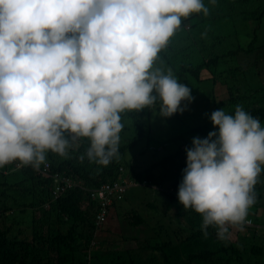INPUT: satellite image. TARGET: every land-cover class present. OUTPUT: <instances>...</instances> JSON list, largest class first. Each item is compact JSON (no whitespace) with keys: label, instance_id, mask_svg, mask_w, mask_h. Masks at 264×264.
<instances>
[{"label":"clouds","instance_id":"1","mask_svg":"<svg viewBox=\"0 0 264 264\" xmlns=\"http://www.w3.org/2000/svg\"><path fill=\"white\" fill-rule=\"evenodd\" d=\"M194 13L209 14L205 0H0V167L15 162L45 173L47 152L66 156L79 138L89 140L88 159L107 166L118 153L125 110L185 111L191 89L156 61ZM208 118L216 130L186 147L176 199L227 239L230 226L253 224L247 216L264 171V125L239 105ZM117 167L116 180L93 186L56 175L53 194L78 186L97 203L93 219L101 228L137 184L126 166Z\"/></svg>","mask_w":264,"mask_h":264},{"label":"trees","instance_id":"2","mask_svg":"<svg viewBox=\"0 0 264 264\" xmlns=\"http://www.w3.org/2000/svg\"><path fill=\"white\" fill-rule=\"evenodd\" d=\"M205 4L209 8V14L205 16L202 13H194L188 18H182L181 26L177 29L179 32L175 34H177L176 36L185 35V32L188 31L184 28L186 23L195 27L198 22L205 20L214 22L216 25H211L213 26L211 31L215 26L220 28H214L213 34H218L220 37L219 47L223 40L225 47L219 49L220 51L199 49L204 51V54H209L207 61L200 59L196 64L187 63L175 68V72L179 74L180 81L189 77H194L196 81H202L200 71L203 69L212 75L216 74V80L218 79L221 85H225L227 94L226 98L219 102V108L227 107L229 108L228 114H233L236 106L239 105L262 122L264 121V104L259 91L263 90L264 86L259 79L255 64L259 58H264V0H215V3L205 0ZM250 5L253 6L251 12ZM254 7L257 11H254ZM237 16L239 17L234 18ZM250 18L254 21L257 20L258 25L252 32H250ZM194 30H196L195 37L201 36L203 33L198 28ZM261 48L263 49L261 50ZM237 60H240V63ZM230 63L234 66L232 65L226 71L225 67ZM216 80L212 81V84ZM147 110L145 108L139 112L136 110L123 112L121 122H123V118L129 120V115H131L132 123L130 122V125L132 127L133 124L136 131L132 134V130L128 131L126 128L125 130L124 127L122 128L121 134L125 138L120 136L119 142L122 143L123 138L125 144L119 143L117 155L123 156L129 147L135 148L143 137L149 138L152 132L166 133L168 137L172 134L173 128L167 124L161 125L158 129L150 130L149 128V132L146 131L142 112ZM212 128L205 122V125L200 123L187 130L190 131V134L196 133L204 137L211 130H216L215 126ZM173 136H170L173 143L179 142L177 137ZM190 137L192 135L185 136L181 142L187 141ZM187 144L190 145V143ZM147 151L148 149L146 153ZM181 154L186 157V152ZM181 154L170 151L163 155L160 165H167V167L162 168L163 171L157 174L153 172V169L152 171L147 169L146 172L144 171L146 175L142 176L130 164L124 165L127 168L125 176L131 178L133 183H137L132 186V188L135 187L132 189V195L139 194L138 190L144 195L136 202L132 201L129 215L126 217L127 223L132 225V228H139L140 232L137 235L121 234L119 240L125 242L126 245L122 250L112 251L105 256V254H100L101 250L97 249L100 240L97 241L98 244L95 241L103 231L102 227L97 228L94 225L93 218L97 203L86 197L78 186L66 188L57 196L53 194L56 175L71 178L82 177L79 163L75 157L73 160L65 157L55 158V154L48 152L46 154V161L49 163L47 172L36 173L32 170H25V177L40 185L38 188L40 193L35 192V187L32 186L24 189L25 192H31L37 196V201L34 199V202L23 204L11 192L12 187L6 182H0L2 187L0 190V264H264V238L259 244L252 242L253 246L248 251L236 242L238 247L234 244L228 247L227 240L220 239L215 233L216 227L203 226L200 214L190 208L184 209L178 202L176 194L182 180V169L186 166V160L176 161L175 157L181 156ZM117 155L112 157L109 163L111 166H104L100 173L84 172L82 174L85 175L83 184L93 186L103 182L108 183L107 179L116 180L119 175L115 163ZM43 164L39 167L41 168ZM263 177L264 171L261 172L255 185L256 202L252 205L254 207L264 204V192L261 188ZM140 181L146 184L142 185ZM150 192L154 197L148 196ZM162 196H165L164 201H160ZM158 203H163L162 206L165 209L162 208L159 211ZM174 209L176 210L175 222L181 227L173 234L174 240H169V237L163 239L167 236V232L164 231L166 224L165 226L162 224L159 215H164L165 220L168 218V212H173ZM125 210L117 212L123 220L125 219ZM23 211L30 212L32 217L30 227L32 236L28 241H25L24 237L20 238L19 233L21 234L22 230L15 233V229L12 227L15 214ZM155 211H159V214ZM63 216H69L76 222L87 224L90 228L89 232L86 233L82 230L76 232L75 225L69 226L64 232L63 222L59 221V217ZM190 217L195 222L198 220L202 222L201 225H193L191 231L186 225H183V222L189 221ZM183 230L188 231L189 234L183 236L184 233H181ZM110 240L109 238L108 242ZM111 242L115 244L117 240L112 239ZM195 243L200 247L195 250L192 248L186 250ZM230 253L235 255V258L231 257ZM222 257H226L224 263Z\"/></svg>","mask_w":264,"mask_h":264},{"label":"rangeland","instance_id":"3","mask_svg":"<svg viewBox=\"0 0 264 264\" xmlns=\"http://www.w3.org/2000/svg\"><path fill=\"white\" fill-rule=\"evenodd\" d=\"M253 8L252 5H250V12L251 9ZM254 11H257V9L254 7ZM234 17V18H238ZM251 19V26H250V32L257 27V20H252ZM211 25H216L214 22H209V21H204V22H198L195 27H192V24L186 23V26L184 27L185 30H188L184 34H180V36H176L177 34H174L169 41V44L162 49L158 53V59L156 61V66L160 67L162 70L167 72L169 69L172 71V74L179 80V74L175 72V68L184 66L187 63L191 64H196L199 62L200 59H204V61H207V57L209 54H204V51H200L199 49H205L206 51L210 50H218L225 47V41L221 42V45L219 47V42H220V37L219 35L213 34L214 28L215 29H220L218 26H215L212 31H211ZM200 29L201 30V36L195 37L196 30L194 29ZM194 30V31H190ZM179 31H176L177 33ZM221 32V31H219ZM210 36H207V35ZM221 34V33H219ZM192 36H194L192 38ZM211 37V38H210ZM179 38V39H178ZM182 38V39H181ZM181 39V40H180ZM263 48H261L262 50ZM186 56V57H185ZM184 57V58H183ZM200 57V58H199ZM180 58H183V60H180ZM176 63H175V61ZM238 63H240V60H237ZM233 64H228L227 67H225L226 71L228 68H231ZM234 66V65H233ZM258 74H259V79L263 82V74H264V61L262 58L258 61V64L256 62L255 64ZM225 74V73H224ZM217 75L210 74L206 69H203L200 71V78L203 79L202 81H196L194 77H189L188 79H183L180 82H183L186 86H188L191 89V95L194 97V99L191 101V103L187 104V109L183 111L182 113H176L173 114L171 117H162L158 114V108L155 109L153 107L152 109H148L145 112H142L144 124H145V129L146 131L149 132V128L151 129H158L161 125L167 124L172 126V134L169 135L173 137H177L179 142H174L171 139L172 137H169L166 135V133H161L159 134L158 132H152L151 135H149V138L143 137L142 141L138 143L135 148L129 147L125 152L123 156L117 155V161L115 163L118 166L119 164H130L132 168L140 173L141 175H146V170L148 169L149 171L154 170L153 172L157 174L158 172H162V168H166L167 165H160V159L165 155L167 152H178V154H181L182 152H185L186 147L191 146V140L193 137H200L204 138L206 136H200L199 134H190L189 130H187L189 127L197 124H204L205 122L208 124L209 127H214V125L211 123L210 119L208 118L211 114L212 111L219 109V102L224 100L227 96L225 93V85H221L219 80H216ZM208 79V80H207ZM214 79L216 80L214 84H212V81L210 80ZM223 84H225L223 82ZM218 102V104H216ZM182 103H187V102H182ZM223 110L228 113L229 108L224 107ZM125 112V111H124ZM121 117H123V113H121ZM130 122L132 123V117L129 115V120H126L123 118V127L124 130L125 128L130 131L132 130V134L135 130L133 124L132 127L130 125ZM125 125V126H124ZM216 127V126H215ZM213 129V128H212ZM214 131V130H211ZM135 133V132H134ZM126 135V134H125ZM192 135L187 141H183L185 136ZM119 136L124 137L123 134H119ZM120 137V138H121ZM122 138V143L119 142L120 144H125L123 142ZM120 141V140H119ZM189 141V142H188ZM190 143L188 145L187 143ZM119 144V145H120ZM141 146V149H140ZM89 147V140L87 138H79L77 141L73 142L72 147L68 149L67 155L66 156H61L59 154H56L54 152H51L56 155L55 158L59 157H65V158H70L73 160L75 157V160L77 163L80 165V174L82 177H79L81 181H84L85 175H82L84 172H88L91 174L95 173H100L104 166L96 163L94 160H89L87 155H86V150ZM148 149L147 153L146 150ZM48 153V152H47ZM119 153V152H118ZM182 156V159H181ZM177 155L175 157L176 161H185L186 157L184 154ZM83 157V158H82ZM184 158V159H183ZM111 166L108 164L106 167ZM174 166V165H173ZM173 168V167H171ZM25 170H30L27 166H18L15 164V162L9 163L8 165H4L3 167H0V182H6L7 185L12 187L13 190L11 192L14 194V196L23 202V204L30 203L31 201L34 202L38 200L37 196H34L33 193H28L25 192L24 189L28 188V186H32L33 188L35 187V192L40 193L38 190L39 184H36V182L30 180L28 177H25ZM145 171V172H144ZM167 178V177H164ZM37 187V189H36ZM0 186V190H1ZM132 188L129 187L125 197L123 200H121L117 206H115L111 210V215L109 216V219L103 223V231H101V235H98L97 239L95 240L96 242L99 241L98 250L100 251V254H110L112 251H117V250H122V248L126 245L125 242H121L119 238H121V234L124 235H137L140 232L139 228H132V225H129L126 221V217L129 215V209L132 206V201L136 202L140 197H144V195L141 193L140 190L139 194L137 195H132ZM34 192V193H35ZM134 192V191H133ZM36 195V193H35ZM148 196L154 197L153 193H149ZM40 197V196H39ZM1 199V196H0ZM133 199V200H132ZM160 201H164L165 196L160 197ZM25 201V203H24ZM159 204V211L161 209H165L163 203H158ZM48 206V203H47ZM162 206V207H161ZM124 216L125 219L123 220L121 217L118 216L117 212H121L124 210ZM159 211L156 212L159 214ZM163 213V211H162ZM176 210L174 209L173 212L170 211L168 212V218L164 220V215L161 216L159 215L162 224L165 226L167 232V236H165L163 239H167L169 237V240H174L175 236L173 234L176 233L179 227H181L180 224L175 222V214ZM161 214V213H160ZM248 215H251L250 210H248ZM254 218V216H252ZM60 223L63 222V231L65 232L69 226L75 225L76 227V232L82 230L84 232H89L90 228L87 226L85 223H81L79 221H74L71 217L63 216L59 217ZM202 218V217H200ZM199 218V219H200ZM32 217L30 212L28 211H23L20 213L15 214V219H14V224H13V229H15V233L19 232V230H22V233H19L20 238L24 237L25 241L28 239H31V233H30V227H31V222ZM57 221V220H56ZM202 222L198 220L195 222L192 220L190 217L189 221L183 222V225H186V227L189 228V231L192 230L193 225H201ZM251 223H253L251 221ZM109 227V228H108ZM86 228V229H85ZM108 231H104V230ZM110 229V230H109ZM244 231V232H243ZM256 229L254 228L253 224L249 225H244V229H238L235 227H229V233H228V238L227 244L228 247L230 245L237 246L236 243H240V245L244 246V250H250L251 247L253 246V243L259 244L262 239L264 238L263 234L264 231H261V235L256 233ZM14 233V234H15ZM181 233L189 234L188 231L183 230ZM217 233V230L216 232ZM246 238L247 241H245V244H242V242L239 240L240 238ZM109 238L117 240L115 244H113L110 240L108 242ZM238 238V239H237ZM253 238L254 241H253ZM103 242L101 243V241ZM224 240V239H223ZM231 242V243H230ZM236 242V243H235ZM253 242V243H252ZM199 244H192L190 245L189 249L192 248L195 250L196 248H199ZM238 247V246H237ZM230 252V248H229ZM178 254H181V252H178ZM177 255V254H175ZM230 256L235 258L233 254L230 253ZM226 258V257H225ZM225 258L222 257V262H225ZM221 262V263H222Z\"/></svg>","mask_w":264,"mask_h":264},{"label":"crops","instance_id":"4","mask_svg":"<svg viewBox=\"0 0 264 264\" xmlns=\"http://www.w3.org/2000/svg\"><path fill=\"white\" fill-rule=\"evenodd\" d=\"M259 60H260V58H259ZM259 60H257V64H258ZM262 60L264 61V58H262ZM263 77H264V74H263ZM262 85L264 86V78H263ZM259 95L261 98L263 97V104H264V89L259 91ZM261 123H262V125H264V121H262ZM261 185H262L261 188L264 192V177L262 179ZM138 189H140V188H138ZM249 210H250L252 216H254V218L251 215H248L247 218L252 220L253 226L257 231L256 233L261 235L260 234L261 231H264V204H260L259 207L251 206L249 208ZM243 229H244V227H243ZM254 239L255 238H253V241H254ZM239 240L242 242V244H245V241H247L245 237L240 238Z\"/></svg>","mask_w":264,"mask_h":264},{"label":"built area","instance_id":"5","mask_svg":"<svg viewBox=\"0 0 264 264\" xmlns=\"http://www.w3.org/2000/svg\"><path fill=\"white\" fill-rule=\"evenodd\" d=\"M113 188H116V189H118L119 191H123V190H124V187L121 186V185H119V184H117V183H114V187H113ZM113 188L111 187L109 190H107L108 194L112 191ZM98 195H99V197L106 198V194H105L104 191H102V190H99V191H98ZM109 197H110V196H109ZM247 222H248V221H247Z\"/></svg>","mask_w":264,"mask_h":264}]
</instances>
